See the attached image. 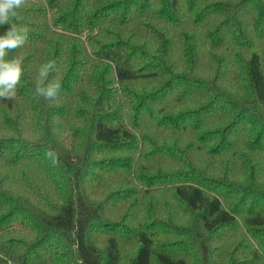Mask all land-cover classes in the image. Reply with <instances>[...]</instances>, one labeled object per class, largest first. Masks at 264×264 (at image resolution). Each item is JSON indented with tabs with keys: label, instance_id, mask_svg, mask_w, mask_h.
<instances>
[{
	"label": "trees",
	"instance_id": "obj_1",
	"mask_svg": "<svg viewBox=\"0 0 264 264\" xmlns=\"http://www.w3.org/2000/svg\"><path fill=\"white\" fill-rule=\"evenodd\" d=\"M13 22L0 264H264V0H26Z\"/></svg>",
	"mask_w": 264,
	"mask_h": 264
},
{
	"label": "clouds",
	"instance_id": "obj_2",
	"mask_svg": "<svg viewBox=\"0 0 264 264\" xmlns=\"http://www.w3.org/2000/svg\"><path fill=\"white\" fill-rule=\"evenodd\" d=\"M26 0H0V26L10 25L4 34H0V100H13L17 94V86L23 75V61L20 57H9V53L21 48L28 40V28L18 26L13 22L18 17V12L25 5ZM56 62L48 61L38 67L35 94L47 100H55L60 92L59 81L48 78L55 72ZM47 82V83H46ZM46 156L57 163L53 151L46 152Z\"/></svg>",
	"mask_w": 264,
	"mask_h": 264
},
{
	"label": "rangeland",
	"instance_id": "obj_3",
	"mask_svg": "<svg viewBox=\"0 0 264 264\" xmlns=\"http://www.w3.org/2000/svg\"><path fill=\"white\" fill-rule=\"evenodd\" d=\"M132 249H133V244L128 243L127 246L125 247L124 256H123V259L125 261L128 260L133 254Z\"/></svg>",
	"mask_w": 264,
	"mask_h": 264
}]
</instances>
